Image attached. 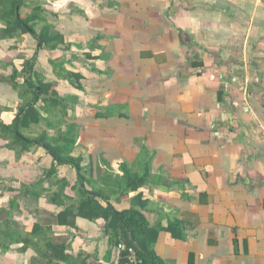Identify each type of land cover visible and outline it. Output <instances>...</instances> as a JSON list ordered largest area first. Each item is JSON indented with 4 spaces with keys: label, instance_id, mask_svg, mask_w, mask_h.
<instances>
[{
    "label": "crops",
    "instance_id": "1",
    "mask_svg": "<svg viewBox=\"0 0 264 264\" xmlns=\"http://www.w3.org/2000/svg\"><path fill=\"white\" fill-rule=\"evenodd\" d=\"M28 1L68 47L0 34V123L37 95L21 88L33 59L66 115L22 137L74 124L85 182L44 146L22 149L0 128V264L46 263L42 240H15L35 223L81 264H117L102 217L58 221L65 207L78 209L82 185L117 212L139 209L150 227L179 221L181 237L159 230L152 244L164 264H264V0ZM143 173L132 190L128 176Z\"/></svg>",
    "mask_w": 264,
    "mask_h": 264
},
{
    "label": "trees",
    "instance_id": "2",
    "mask_svg": "<svg viewBox=\"0 0 264 264\" xmlns=\"http://www.w3.org/2000/svg\"><path fill=\"white\" fill-rule=\"evenodd\" d=\"M33 2V1H32ZM23 7L29 8L31 11L24 16L22 13ZM43 8L40 4L32 5L28 0H0V23L3 27L0 29L1 35L12 37H21L23 34L29 33L39 41V45L48 48L63 47L68 45L64 41L63 35L58 32L53 25L48 23L42 16ZM43 22L40 30H36L35 26ZM24 71L27 73V79L21 88L26 87L31 93L36 92L37 95L33 99L23 104L9 125L0 123V128L7 134H11L10 142L18 144L22 149H28L31 143L40 144L45 147L48 153L59 164H70L77 170L78 180L85 182V177L82 174V157L72 155L73 148L77 141L76 126L72 123L67 124L65 131L59 130L53 136H50L47 130L42 131L34 137H22L21 129L29 127L32 124H37L45 121L48 128H54V123L61 125L65 122L63 119L66 115L65 106L61 105L56 92L51 89V84L43 80V78L34 70L33 59L24 62ZM11 81H15V72L10 77ZM17 85V84H15ZM20 86V85H19ZM39 87V88H38ZM38 89V90H37ZM41 100L42 105L36 107L37 102ZM58 110V111H57ZM42 111L47 113V117L42 115ZM50 114L56 117L52 123ZM56 129V126H55ZM56 170L53 165L49 170L54 173ZM147 173L142 175H129L127 181H132L131 189L136 190L139 186L146 183ZM129 179V180H128ZM128 185H126L127 188ZM81 199L78 201V209L76 206H67L61 212L64 217L59 222L68 226L75 225L76 216H82L88 219L102 217L106 223L104 232L108 233L109 241L116 246L119 243H124L125 246L133 247L135 250V260L129 258L127 248L119 251L117 264H164L163 260L158 257L152 249V244L157 240L159 230H168L174 236L181 237L180 222L177 220L169 221L167 229L158 227H150L144 214L136 208L117 212L111 204L103 205L99 201L98 195L102 196L100 190L87 189L85 185L80 187ZM126 190V189H124ZM147 201H141V208L145 206ZM139 204V205H140ZM59 213V214H61ZM61 219V216H59ZM177 230V231H175ZM48 231H51L48 229ZM47 232V229L42 228L35 223L33 229L27 234L26 238L17 237L15 240L23 241V246H27L33 242L34 238L42 240L45 244V250L42 253L46 257L45 264H52L54 260H61L66 264H81L78 257L66 253L69 248V243L51 241L45 237L41 239Z\"/></svg>",
    "mask_w": 264,
    "mask_h": 264
},
{
    "label": "built area",
    "instance_id": "3",
    "mask_svg": "<svg viewBox=\"0 0 264 264\" xmlns=\"http://www.w3.org/2000/svg\"><path fill=\"white\" fill-rule=\"evenodd\" d=\"M117 246H118V249H120V250H125L127 248L124 243H119ZM127 250H128L129 258L131 260H135V250H134V248L133 247H128Z\"/></svg>",
    "mask_w": 264,
    "mask_h": 264
},
{
    "label": "rangeland",
    "instance_id": "4",
    "mask_svg": "<svg viewBox=\"0 0 264 264\" xmlns=\"http://www.w3.org/2000/svg\"><path fill=\"white\" fill-rule=\"evenodd\" d=\"M56 133H57V131H56ZM60 239L63 240L62 237H61ZM64 242H65V241H64ZM66 242H68V241L66 240Z\"/></svg>",
    "mask_w": 264,
    "mask_h": 264
},
{
    "label": "water",
    "instance_id": "5",
    "mask_svg": "<svg viewBox=\"0 0 264 264\" xmlns=\"http://www.w3.org/2000/svg\"><path fill=\"white\" fill-rule=\"evenodd\" d=\"M39 88V87H38Z\"/></svg>",
    "mask_w": 264,
    "mask_h": 264
}]
</instances>
